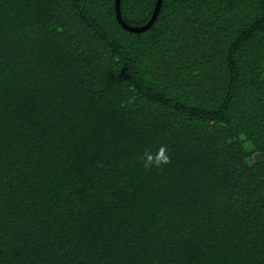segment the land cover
I'll return each mask as SVG.
<instances>
[{
  "label": "trees",
  "instance_id": "16d2710c",
  "mask_svg": "<svg viewBox=\"0 0 264 264\" xmlns=\"http://www.w3.org/2000/svg\"><path fill=\"white\" fill-rule=\"evenodd\" d=\"M0 264H264V0H0Z\"/></svg>",
  "mask_w": 264,
  "mask_h": 264
},
{
  "label": "clouds",
  "instance_id": "9594fccd",
  "mask_svg": "<svg viewBox=\"0 0 264 264\" xmlns=\"http://www.w3.org/2000/svg\"><path fill=\"white\" fill-rule=\"evenodd\" d=\"M140 161L144 168L160 167L169 162V157L166 154L165 148L161 146L155 153L145 151L140 156Z\"/></svg>",
  "mask_w": 264,
  "mask_h": 264
},
{
  "label": "water",
  "instance_id": "95a60500",
  "mask_svg": "<svg viewBox=\"0 0 264 264\" xmlns=\"http://www.w3.org/2000/svg\"><path fill=\"white\" fill-rule=\"evenodd\" d=\"M160 3H161V0H156L154 9H153L152 14H151V17L144 25L132 26V25L125 23V21L122 20V18L120 16V12H119V0H114L115 17L124 29L129 30V31H133V32H142V31L146 30L147 28H149L151 23L154 21L156 14L158 12Z\"/></svg>",
  "mask_w": 264,
  "mask_h": 264
}]
</instances>
